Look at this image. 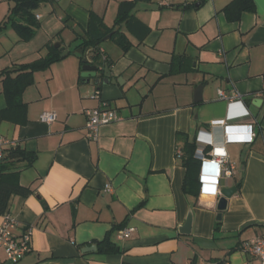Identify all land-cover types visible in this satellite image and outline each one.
<instances>
[{
  "label": "crops",
  "instance_id": "obj_1",
  "mask_svg": "<svg viewBox=\"0 0 264 264\" xmlns=\"http://www.w3.org/2000/svg\"><path fill=\"white\" fill-rule=\"evenodd\" d=\"M121 1L49 0L36 11L41 26L30 41L10 26L0 32V72L46 56L57 43L68 51L34 72L23 92L26 120L0 123L1 134L36 154L32 165L10 164L32 193L11 195L0 213V225L10 214L18 233L33 230L32 249L18 264H261L244 243L264 234V225L246 226L264 222V0H253L255 11L236 21L224 11L233 0L139 1L134 13L151 30L142 42L128 33L127 52L104 40L100 58L121 81L101 83L96 96L97 85L81 78L78 45L90 13L111 28ZM12 6L0 0V23ZM219 90L243 98L228 101ZM103 101L123 119L91 139L85 111ZM6 106L0 80V110ZM44 111L56 120L41 121ZM227 125H252L255 135L226 144L236 173L221 189L237 190L218 220L220 195L203 191L200 179L197 194L185 192L183 157L189 142L196 150L207 139L221 143ZM124 229L131 235L120 238ZM108 234L113 248L101 251ZM0 264H12L3 248Z\"/></svg>",
  "mask_w": 264,
  "mask_h": 264
},
{
  "label": "trees",
  "instance_id": "obj_2",
  "mask_svg": "<svg viewBox=\"0 0 264 264\" xmlns=\"http://www.w3.org/2000/svg\"><path fill=\"white\" fill-rule=\"evenodd\" d=\"M49 0H13V6L7 19L0 23V32L7 26L12 27L23 41H30L41 26L37 19L36 11L39 6ZM141 0H124L118 6V12L113 27L109 28L103 19L95 13H90V20L86 31V37L78 45L82 54L80 55L81 68L83 66V55L88 47H92L95 56L101 54V44L111 35L119 47L127 52L132 46L129 34L135 35L139 42L149 34L150 27L140 20L134 13L137 3ZM253 0H233L224 11L229 20H239L243 11H255ZM116 27H118L117 30ZM61 57L60 48L52 47L48 54L31 63L16 66L15 71L7 69L0 72V80L3 83V94L7 99V106L0 110V123L7 119L14 122H24L26 120L27 104L23 101V92L34 82V72L43 70L51 66L52 63ZM110 63V62H109ZM82 78V77H81ZM83 80V79H82ZM197 145L189 142L186 145L183 157L187 173L184 182L186 193L197 194L199 185V172L201 162L195 157ZM36 159V154L23 149H15L8 155L6 164L0 166V213H4L8 207L11 195L17 194L28 196L32 190L22 186L16 181L19 171H14L10 167L16 161L26 160L27 165H32ZM113 241L108 234L102 241L98 242L99 249L110 250L113 248ZM109 247V248H108Z\"/></svg>",
  "mask_w": 264,
  "mask_h": 264
},
{
  "label": "built area",
  "instance_id": "obj_3",
  "mask_svg": "<svg viewBox=\"0 0 264 264\" xmlns=\"http://www.w3.org/2000/svg\"><path fill=\"white\" fill-rule=\"evenodd\" d=\"M36 17L39 19L40 15ZM219 95L220 98L228 101L243 98L239 92L227 94L225 91L219 90ZM85 113L87 116V135L91 139H98L102 126L113 124L123 119L118 110L111 107L106 101H103L96 108L87 109ZM56 118L57 116L53 111H44L40 115V120L46 123H52ZM252 127V125H227L225 126V135L221 143H215L212 139H207L200 143L195 152V157L201 162L199 179L203 191L210 189L211 192L221 195L223 178L232 177L236 173V163L231 160L226 144L252 142L255 135ZM207 145L212 147L210 151H206ZM18 147L17 141L9 139L0 133V162L4 161L9 153ZM106 190H111L110 185L106 186ZM18 226V220L10 214L5 215L0 225V248L5 250L7 259L12 264H18L32 249V228L18 233ZM130 235L131 229H124L119 233L120 238L129 237ZM244 250L256 257L261 264H264V234L247 240L244 243Z\"/></svg>",
  "mask_w": 264,
  "mask_h": 264
},
{
  "label": "water",
  "instance_id": "obj_4",
  "mask_svg": "<svg viewBox=\"0 0 264 264\" xmlns=\"http://www.w3.org/2000/svg\"><path fill=\"white\" fill-rule=\"evenodd\" d=\"M118 27H116L115 30H117ZM111 35L107 37V39H110ZM56 48L60 47V43L55 44ZM68 51H64L61 56H64L67 54ZM92 53V47H88L83 55V66H82V72H81V77L83 81L86 83H94L96 86V91L95 94L96 96H99L101 94V88L100 85L101 83H117L120 82V77L115 79L112 77V71H111V66L106 60H102L100 56H95ZM202 87L199 86L198 89L195 92V101H201L202 99ZM236 187H224L221 189V195L218 200V205L217 209L219 211L217 215V219L220 220L222 218V212L227 209L228 206V201L229 198L235 193ZM249 225H264V222H250L246 226ZM186 226L190 228L191 226V215L187 219ZM91 250H96V246H90L86 247L84 251H91Z\"/></svg>",
  "mask_w": 264,
  "mask_h": 264
},
{
  "label": "rangeland",
  "instance_id": "obj_5",
  "mask_svg": "<svg viewBox=\"0 0 264 264\" xmlns=\"http://www.w3.org/2000/svg\"><path fill=\"white\" fill-rule=\"evenodd\" d=\"M114 42V40H112Z\"/></svg>",
  "mask_w": 264,
  "mask_h": 264
}]
</instances>
